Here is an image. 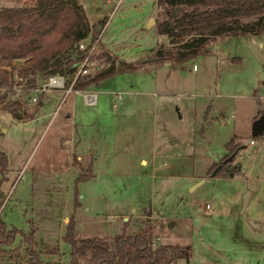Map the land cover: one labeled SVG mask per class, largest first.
Instances as JSON below:
<instances>
[{"label": "rangeland", "instance_id": "obj_1", "mask_svg": "<svg viewBox=\"0 0 264 264\" xmlns=\"http://www.w3.org/2000/svg\"><path fill=\"white\" fill-rule=\"evenodd\" d=\"M83 1L92 9L98 0ZM155 1L113 0L103 8L97 72L110 64L135 68L87 85L96 93L95 105H83L73 93L62 100L50 93L41 103L20 105L17 118L2 116L0 107L6 161L0 221L33 229L41 262L66 263L69 246L62 237L73 217L80 237L148 229L154 245L187 244L190 257L176 264H264V138L250 136L253 117L264 112V33L215 37L207 53L179 63H141L157 50L164 57L179 51V44L155 32L161 13ZM23 2L28 0H0V9ZM70 130L72 143L79 142L73 151L72 143L60 144ZM231 138L246 150L236 153L227 174L196 185L195 175L208 178L228 155L224 144ZM87 167V178L74 181ZM232 171L255 181L221 178ZM26 184L28 198L16 200ZM19 239L0 246V264H26Z\"/></svg>", "mask_w": 264, "mask_h": 264}, {"label": "trees", "instance_id": "obj_2", "mask_svg": "<svg viewBox=\"0 0 264 264\" xmlns=\"http://www.w3.org/2000/svg\"><path fill=\"white\" fill-rule=\"evenodd\" d=\"M155 4L161 9L155 21V32L166 36L170 43L179 44V51L174 55L167 53L164 57L157 50L154 57L158 62L179 63L205 54L208 52L207 43L218 36L264 33V0H156ZM87 32V21L77 0H28L17 7L1 8L0 84H6L11 73L2 67L10 66L17 59L23 60L17 71L24 77L35 72L71 73L73 44L84 38ZM63 52L66 54L61 57L60 53ZM101 55L102 52L98 51L92 58ZM134 68L133 65L125 69L114 68L110 64L91 77L82 78L75 87L84 89L87 85H97L116 72ZM0 107L14 118L22 112L20 104L15 101L2 103L0 99ZM259 136L264 138V133ZM237 146L239 143L233 138L225 145L229 153ZM232 159L221 164L212 177L227 174V166ZM5 167V156L0 152V207L3 202L1 183L5 180ZM88 171L87 167L74 181H83ZM75 195L74 192V208L77 206ZM74 224V218L69 217L62 237V241L69 246L65 264H176L178 260L190 257L187 244L154 245L148 229L80 237L74 233ZM33 233V229L24 232L15 227H6L0 221V246L11 245L15 236L19 235V244H25L24 252L29 257L26 264H56L53 261L41 262L38 252L32 247Z\"/></svg>", "mask_w": 264, "mask_h": 264}, {"label": "built area", "instance_id": "obj_3", "mask_svg": "<svg viewBox=\"0 0 264 264\" xmlns=\"http://www.w3.org/2000/svg\"><path fill=\"white\" fill-rule=\"evenodd\" d=\"M115 7H113L114 9ZM112 9V10H113ZM106 22V21H105ZM105 22L94 31L88 27L86 36L75 42L74 59L70 69L72 72L69 74L52 73L40 74L35 72L30 76H21L18 74V69L21 66L20 61H13L10 66H5L6 70H10V79L6 84H0V95L3 100H11L20 103L22 107H31L38 103L40 97L45 94L58 93L61 95V100L68 94L73 93L81 98V102L85 106H92L96 104V93L86 88L79 89L75 85L84 77H91L90 70L97 72L99 66L96 64V59L92 55L98 50L100 36L105 25ZM194 69V65H192ZM114 98L117 101L121 100V93L114 92ZM116 106V103H112ZM2 110V109H1ZM6 110H3L2 116H8ZM251 144L252 141L250 140ZM15 186L13 183L7 195L11 193ZM205 207H209L205 204Z\"/></svg>", "mask_w": 264, "mask_h": 264}, {"label": "crops", "instance_id": "obj_4", "mask_svg": "<svg viewBox=\"0 0 264 264\" xmlns=\"http://www.w3.org/2000/svg\"><path fill=\"white\" fill-rule=\"evenodd\" d=\"M77 2L79 3V5L81 6V8H82V11H83V14H84V16H85V18H86V21H87V25H88V27H91L92 28V30H96L97 29V27H99L98 25H100V23L102 22L103 23V19L106 17V11L105 10H103V8L104 7H106L107 5H109L110 3H113V0H98L96 3H94V5H93V8L91 9V7H89V6H87V4L83 1V0H77ZM115 5H116V3L112 6V8L111 9H113V7H115ZM153 20V18L152 17H149L148 19H147V21H146V27L148 26V24L151 22ZM212 47H216V45L215 44H213L212 45ZM98 50H102L103 51V49H102V46H101V44L99 43L98 44ZM226 55H227V53H219V56H225L226 57ZM133 59H135V58H133ZM238 61V58L237 57H231L230 58V61L231 62H233V61ZM14 61H16V60H14ZM17 61H20L21 62V65H22V63H23V60L22 59H17ZM150 62V61H156V60H154V57L153 58H143L140 62ZM161 63H163L164 65H169L170 63H172V61H163V62H161ZM140 66V65H139ZM138 67V66H137ZM86 89H88V90H90L89 88H86ZM53 94H56V93H53ZM49 97V96H48ZM41 99L42 98H40L39 99V101H38V103H41ZM69 117V115L68 114H66L65 115V118L67 119ZM256 116H254L253 118H255ZM0 130H2V131H4V128L2 127V125H0ZM73 134V130H70V139L68 140H66V138H64L63 137V141L60 143L61 145H63V144H67V143H72L75 139V137L72 135ZM62 139V138H61ZM65 139V140H64ZM77 140V139H76ZM80 141V140H79ZM250 141V140H249ZM249 141H248V144L249 145H253L254 143L252 142L251 144L249 143ZM235 142H237L236 140H235ZM78 144H79V142H78ZM78 144H71L72 145V151L73 150H75L77 147H78ZM92 145H95V143L92 141V143H91ZM225 145L226 144H224V150H225ZM239 145H242V144H239ZM97 145H95L94 146V148L96 147ZM245 147H246V145H245ZM243 148V149H240V151H239V153L241 152V151H245L246 150V148ZM193 149H195L194 147H193ZM223 154V153H222ZM221 154V155H222ZM219 156H220V154H219ZM218 155L216 156L217 158L219 157ZM79 156H76V158H78ZM156 161V155L154 154H151V163H153V165H154V162ZM139 163L140 164H146V160L145 159H143V158H140L139 159ZM164 165V162H160V164L157 166V167H161V166H163ZM237 171H235L234 173H236ZM195 177V179L196 180H199V179H201V178H203V174H202V172L201 173H199V174H197V175H195L194 176ZM221 178H224V179H228V180H231V181H238V180H242V179H244L245 181H255V178H250V177H244V176H239V175H237V174H233V176H228V177H221ZM203 179H205V178H203ZM210 180V179H209ZM210 207V206H209ZM124 220H125V218H123ZM75 223H77L76 221H75Z\"/></svg>", "mask_w": 264, "mask_h": 264}, {"label": "water", "instance_id": "obj_5", "mask_svg": "<svg viewBox=\"0 0 264 264\" xmlns=\"http://www.w3.org/2000/svg\"><path fill=\"white\" fill-rule=\"evenodd\" d=\"M75 47V44H73V48ZM264 133V112L261 113L259 116L254 118L250 123V136L251 137H257ZM245 147L244 144L237 146L235 149H233L232 152H230L226 157H224L219 163H217L214 168L209 173V177L206 179H199L196 185H199L203 183L204 181L209 180L214 172L219 168L221 164H225L226 162L230 161L238 152V150L243 149ZM195 185V186H196ZM31 185L26 184L20 191H18L15 195V199L19 201H25L30 193Z\"/></svg>", "mask_w": 264, "mask_h": 264}, {"label": "flooded vegetation", "instance_id": "obj_6", "mask_svg": "<svg viewBox=\"0 0 264 264\" xmlns=\"http://www.w3.org/2000/svg\"><path fill=\"white\" fill-rule=\"evenodd\" d=\"M153 243V242H152Z\"/></svg>", "mask_w": 264, "mask_h": 264}]
</instances>
